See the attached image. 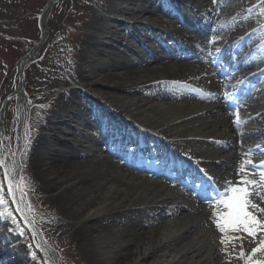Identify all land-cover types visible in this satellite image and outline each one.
Masks as SVG:
<instances>
[{"label":"bare ground","instance_id":"6f19581e","mask_svg":"<svg viewBox=\"0 0 264 264\" xmlns=\"http://www.w3.org/2000/svg\"><path fill=\"white\" fill-rule=\"evenodd\" d=\"M104 6L112 9L117 17L104 19L107 25L99 30L95 19L86 20L88 32L73 44L72 78L85 89L108 96L102 99L117 113L125 114L128 127L123 132L129 135V143L119 142L121 132L107 129L112 124L110 114L106 120L101 119L99 111L107 113V109L99 107L97 101L94 102L96 108L92 104L84 108L80 102L79 108H74L76 101L82 99L75 90L61 95L68 98V102L58 110L67 114L74 127L66 132L59 129L64 122H58L62 118L56 114L54 118L59 120H45L44 134L29 139L25 133L27 107L21 89L16 96L18 138L14 149L8 146L7 165L14 161L18 164L21 153L26 150L28 167L42 181L40 186L34 184L35 191L44 196L41 201L51 207L56 219L69 222L59 226L56 232L60 236H71L78 255H84L86 245L88 264L160 263L154 259L164 264H242L239 254L231 247L239 245V240L221 244L222 234L212 219L214 210L208 212L204 206L208 205L207 199L214 200L225 191V181L240 178L238 169L249 160L246 152L264 151V27L258 29L262 20L255 19L257 29L231 45L233 36L243 29L249 31L252 23L248 10L238 0H116L114 5L105 2ZM172 7L180 10L179 13H172ZM260 7L264 13V6ZM229 8L234 10L232 14H225L224 21L208 29L209 34L217 37L219 45V53L213 57L205 51L208 38L200 36L199 24L208 25L209 15L218 16ZM50 12L51 8L41 19L46 39ZM135 16L151 17L156 22L130 23L129 19ZM161 17H172V21L177 20L184 28H171ZM84 24L78 22V25ZM229 27L240 28V31L233 36L226 34ZM95 30L100 35H95ZM256 38L260 41L254 49L244 50L245 59H236V53L246 49ZM119 40L125 45H120ZM143 40H153L161 54L152 55L142 44ZM117 47L122 50L120 54L114 53ZM137 49L149 56L141 57L140 70L134 71L128 67V58L138 59ZM228 49L230 55L224 58L225 65L220 66L218 61ZM39 54L40 51L35 53L36 59ZM96 57L103 58L102 62ZM29 60L27 56L22 61L20 72ZM252 66H256L255 70L250 69ZM208 67L216 72L206 70ZM257 71L259 73L255 74ZM234 72L238 76L242 73L243 78L232 80L230 74ZM254 85L260 87L258 91L253 90ZM220 90L230 92V102H238L241 110L234 112L232 104L220 101ZM123 101L126 103L117 104ZM155 101L157 105L153 104ZM237 116L239 124L234 123ZM132 118L138 122L134 124ZM82 128L98 133L84 134ZM238 132L242 139L237 136ZM64 133L66 137H83L85 145L91 142L87 152L74 151L66 139L59 137ZM242 141H246L244 145ZM104 145L114 159L100 158ZM114 145L120 150L115 148L114 151ZM128 149L137 156H128ZM262 161L263 156L253 161L255 168L248 167L254 169L253 172L262 169L264 173ZM127 169L147 174V177H129L125 174ZM19 172L20 168L16 170L18 177ZM156 176L179 185L188 177L189 182L182 187L191 194L175 197V192L160 187L153 180ZM256 202L260 203L259 199ZM8 208L13 210L10 204ZM26 214L34 222L39 233L38 243L43 245L52 264H62L37 217L31 211ZM17 215L23 220L20 213ZM169 219L171 223H167ZM71 222L78 224L75 227ZM105 226L110 229L107 236L100 233ZM20 227L24 230L23 236H27L24 245L16 244L22 237L16 224L9 226L6 234L19 252H25L32 245L28 240L31 235L24 225ZM226 235L238 237L236 233ZM241 236L246 264V257L257 246V241L245 233ZM16 248L1 256L0 264H6L2 263L5 256L11 257L8 264H21L19 256L12 257L16 256L12 254ZM33 251L37 256L39 253L44 256L41 250L33 247L31 254ZM261 258L264 257L259 253L254 257ZM39 264L45 262L40 260Z\"/></svg>","mask_w":264,"mask_h":264},{"label":"rangeland","instance_id":"374dc122","mask_svg":"<svg viewBox=\"0 0 264 264\" xmlns=\"http://www.w3.org/2000/svg\"><path fill=\"white\" fill-rule=\"evenodd\" d=\"M50 0H0V115H2L3 120L0 126V158H4L6 160L7 165V149L8 146L15 148V143L17 142L18 138V129H19V121H18V109H19V101L16 97L13 95L15 92L18 91L19 87L22 84V90L24 92L25 96V104L27 107V122H26V136L30 139L31 136H39L41 134H44L43 126L46 119L49 121L55 122L59 119H55V115L58 114L60 118V123H63V125H60L58 128L65 130V132L71 128L74 127V123L71 122L67 114H63L60 110L61 106L66 105L68 102V98L61 97L62 94H65L68 90H75L78 91L80 94L81 100H75L76 104L73 105L74 108H79L78 103L80 102L81 105L85 108L87 106H91V104L96 108L97 101L99 107H104L107 109L106 112L99 111V115L101 119L106 120L109 115L111 117L112 124L108 126V130L114 129V131L121 132V136L119 139V142H125L129 143V135L125 134L127 130V119L125 114H119L114 109V107L110 106L109 103L104 101V99L108 98V96L98 95L93 93L90 89H85L83 86H81L79 83L73 80L72 78V58L75 54V49L73 44L76 42H79L84 34L88 32L86 30V20L93 18L98 23V30L103 29L107 23H104V19L108 20L111 16L117 17V15H114L113 10L106 8L104 6L105 2H110V5H114L116 3V0H56L53 7L51 8L49 20H48V32L49 36L46 39L45 43L41 47V52L38 55L36 62H34L31 66H29L23 74V81L20 82V68L22 61L31 53L32 50L38 45L42 38V30L41 29V17L44 14ZM242 4V7L245 10H248V16L250 17L251 23V29L249 31H246L245 29L242 30L239 34H236L238 31H240V28L237 27H229L226 31V34H236L233 36V40L229 44H234L238 42L239 40H242L244 37L246 38L250 33L255 31L257 27L254 25L255 19H261V24L259 23V28L264 27V13L262 12L263 9L260 6H264V0H238ZM234 10L232 8L224 9L221 13L217 15L210 16L206 18L209 23L201 24V26L204 28H210L212 25L218 22L224 21V15L225 14H232ZM101 18V19H100ZM163 20H165L167 23L165 25L170 24L171 28H175L176 30L182 29L180 24H178L177 21H172L169 18L161 17ZM82 21L85 24L84 25H78V22ZM130 23L140 24L142 22H156L155 20H152L151 17H148L147 19H142V17L135 16L134 18L129 19ZM169 26V25H168ZM95 30V35H100L99 31ZM211 41L206 42L205 49L206 53H209L213 57L217 56V53H219V45L217 44V37H213L212 34H209ZM235 37V38H234ZM127 38V37H126ZM259 38H256L253 42L250 43L246 47V49H242L236 53L237 59H243L246 57V51H251L254 49L255 45L259 43ZM142 40V39H141ZM149 41L153 40H143L142 44L144 47L150 49V52L155 57L161 54V49L159 48V45L156 43H152ZM120 45H125V43L121 40L118 41ZM150 43V44H148ZM71 45V46H70ZM121 48L117 47L114 49V53L120 54ZM138 52V59L135 57H130V60L128 58V67L130 70L138 71L140 70L141 66V57L144 59H147L149 55H145L141 52V50L137 49ZM160 52V53H159ZM200 52V51H199ZM140 53V54H139ZM145 55V56H144ZM230 55V50L228 49L226 52L224 51L223 58L221 66L225 65V59ZM132 58V59H131ZM140 58V59H139ZM98 61H101L103 58L96 57L95 58ZM102 62V61H101ZM85 63V62H84ZM171 64H169L170 66ZM260 65H257V68H259ZM256 66H252L250 69L255 70ZM212 70L210 67H208L206 70ZM254 72V71H253ZM81 76V74L79 73ZM232 78H236L234 74L230 75ZM244 76V75H241ZM264 79V78H263ZM263 81V80H262ZM261 81V83H262ZM254 90H257L260 88L259 86L255 87ZM222 91V90H221ZM220 91V92H221ZM219 92V91H218ZM218 93L220 101L223 100L222 93ZM104 98V99H102ZM79 103V104H80ZM126 101H123L121 103H117L118 105L125 104ZM154 105L158 104V101L153 102ZM152 105V104H151ZM238 107H236L237 109ZM54 111V112H53ZM234 112L240 111L238 110H232ZM44 112V113H43ZM114 112V113H113ZM114 117H112V116ZM89 118H92V116L88 115ZM131 121V120H130ZM132 122L136 124L138 121L132 118ZM84 134L90 133L91 135H96L98 132H92L91 130H87L82 128ZM237 136L242 139L243 136L240 132L237 133ZM60 138L66 139L68 141V145L74 150L78 152H87V146H90L91 143L84 144L83 137L79 135H74L70 137H66L65 133L59 136ZM97 136H95L96 138ZM97 139H99L97 137ZM97 139L95 140L97 142ZM101 140V138H100ZM99 140V141H100ZM165 141L168 143L169 141L165 139ZM149 143H152L151 141H148ZM242 141L243 145L245 144ZM7 146V147H6ZM92 146V145H91ZM103 152L100 156L101 159H114L115 157L107 152V147L102 146ZM124 147V144L123 146ZM86 148V149H85ZM115 148H118V146H112V149L115 151ZM119 149V148H118ZM120 150V149H119ZM128 153V156H134L136 157L137 154H132L131 151L128 149L126 150ZM248 155V159L251 161L256 160V154H252L251 152H246ZM21 158L19 159V165L20 167V177H23V180H20V186L23 188L25 184H27L28 189L25 192L24 195V201L26 205H31V212H33V215L37 217L38 222L40 223L42 230L44 232V235H46L47 239L52 244V247L57 250V252L60 255L62 264H88L86 263V245L83 246L84 251V257L82 255H78L75 246L71 243V236L68 234L60 236L59 233L56 232L58 227L65 225L66 223H69L67 220H58L54 217L53 211L51 210V207L49 208L47 204H44L41 199L42 195H39L35 189L34 184L37 186H40V182L42 183L41 179L33 174V171L28 167L26 162V150L21 153ZM131 158V157H130ZM89 158L88 160H90ZM132 159V158H131ZM3 169L0 168V182H3L5 184V193L7 192L6 187V181H3ZM129 177L134 178H146L147 175L144 173H137L133 170H128L125 172ZM168 186V185H167ZM161 187V186H160ZM163 188H166V186H163ZM175 192V193H174ZM185 192L182 190V188H178L174 186V190H172V193H174L175 197L182 196V193ZM19 195V192L17 193ZM176 194V195H175ZM49 197V196H46ZM6 199H9V204L13 208L14 215L17 216V220L19 224L24 225L26 230L30 233V243L33 245L38 243V238L36 237L35 240L32 238V233L28 225L24 223L23 220L20 219V217L15 213L14 204L11 203L10 198L5 197ZM206 207V208H205ZM204 208L208 212H212L213 210H216L217 205L216 201L213 202V205L210 206H204ZM2 211V209H0ZM172 220H167V223H171ZM73 226L77 225V222H71ZM15 225L11 222V220H3L0 219V257L4 256L8 252L13 250V248H16V244H25L27 236H23L16 240V244H11L12 242H9L8 235L6 234L7 229H9V226ZM76 227V226H75ZM98 227V224L97 226ZM109 228L105 226L102 231H100L101 235H109ZM218 234V232H217ZM240 239L242 240L241 233H236ZM50 244V245H51ZM220 244V243H219ZM239 245L235 246L232 245V249L234 252L238 253L240 252ZM20 246V245H19ZM18 246V247H19ZM35 248V247H34ZM90 249V248H89ZM31 249L25 250L23 252L22 250L19 252L18 249H15V252L12 253L13 255L16 254V256L12 257H20V259L23 261L21 264H39L40 260H43L45 262L46 258L41 255V253L38 254L37 257L31 256ZM244 250V249H243ZM30 252V253H29ZM249 255V254H248ZM27 256L28 260L27 259ZM239 256V255H238ZM6 258L2 263L8 264L11 261L10 256H5ZM223 257V256H222ZM10 258V259H9ZM156 262H160L158 264H164V262L158 259H154ZM240 261L242 264H245V259H241Z\"/></svg>","mask_w":264,"mask_h":264},{"label":"snow or ice","instance_id":"6c2138e0","mask_svg":"<svg viewBox=\"0 0 264 264\" xmlns=\"http://www.w3.org/2000/svg\"><path fill=\"white\" fill-rule=\"evenodd\" d=\"M234 123H240L238 116ZM11 155L15 156V153ZM261 164L264 165V161ZM248 166L255 168L256 164L251 160L246 161L238 169L240 178L237 181H225L226 189L220 193L216 200L217 208L212 213V219L215 227L222 234L221 244L240 239L239 237H227V233H245L248 237L257 241V246L252 248L251 254L246 257V264H264V258L254 259L258 253L264 257V207L260 206L264 204V173L259 174V179L253 178L257 174L252 172ZM20 167L21 165L15 161L11 165H6V160L0 158L3 181H6L7 187L5 193V184L0 182V209H3V211H0V219L5 221L10 219L13 224L17 225L19 234L24 235V230L20 227L17 216L14 215L12 209L8 208L9 199L5 198L7 195L11 203L15 205V213L22 215L24 223L30 227L32 238L35 240L39 233L34 222L26 214L27 211H31V205H25L24 201L25 192L29 189L27 184L21 188L19 180H23V177L16 175V170ZM257 199L260 203L256 202ZM34 247L44 252V257L47 258L45 264H52L51 258L48 257L42 244L37 243ZM239 247L241 249L239 258L245 259L242 240ZM29 248H33V245H29ZM32 256L35 258L37 252L33 251Z\"/></svg>","mask_w":264,"mask_h":264},{"label":"water","instance_id":"95a60500","mask_svg":"<svg viewBox=\"0 0 264 264\" xmlns=\"http://www.w3.org/2000/svg\"><path fill=\"white\" fill-rule=\"evenodd\" d=\"M55 2H56V0H50V2H49V4H48V6H47L45 12H46L47 10H50V8H52V6L54 5ZM45 12H44V13H45ZM42 17H43V16H42ZM41 28H42V21H41ZM42 29H43V28H42ZM45 40H46V38H45V35H44V31L42 30V38H41L40 43L37 45V47H36L34 50L31 51V53L29 54V57H30L29 62L26 63V65L22 68V70H21V72H20V82L22 81V78H23V73H24L23 71H24L27 67H29L32 63L35 62V60H36L35 53L38 52V51L41 49V47H42V45L44 44ZM20 91H21V88L19 89L18 92H20ZM18 92H16L15 96H18V95H19ZM0 116H1V115H0Z\"/></svg>","mask_w":264,"mask_h":264}]
</instances>
